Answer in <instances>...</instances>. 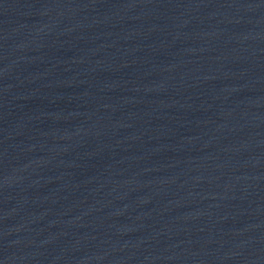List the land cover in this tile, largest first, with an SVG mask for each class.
Segmentation results:
<instances>
[{"label": "water", "instance_id": "1", "mask_svg": "<svg viewBox=\"0 0 264 264\" xmlns=\"http://www.w3.org/2000/svg\"><path fill=\"white\" fill-rule=\"evenodd\" d=\"M0 264H264V0H0Z\"/></svg>", "mask_w": 264, "mask_h": 264}]
</instances>
